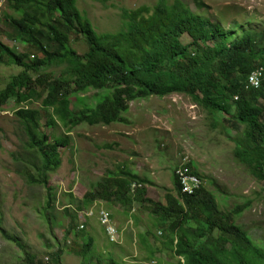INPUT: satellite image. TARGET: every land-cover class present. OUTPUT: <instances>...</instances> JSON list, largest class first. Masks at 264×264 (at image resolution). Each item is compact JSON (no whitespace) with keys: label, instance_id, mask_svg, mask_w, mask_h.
<instances>
[{"label":"trees","instance_id":"1","mask_svg":"<svg viewBox=\"0 0 264 264\" xmlns=\"http://www.w3.org/2000/svg\"><path fill=\"white\" fill-rule=\"evenodd\" d=\"M5 1L6 9L1 12L0 16V21L3 23L5 28L0 31L2 38L7 37L10 40H19L21 43L24 42L23 44L26 45V50L23 52H17L0 38V49H2V53L0 51V62H3L4 60L6 63H3H5V65L7 64L6 66L8 67L9 65H17L22 68L21 73L18 72L12 75L13 77L10 78V81L11 79L12 81H9V84L7 83L3 88H0V96L2 98L0 99V109L10 98H13L14 103L17 105L15 115L17 116L19 125L23 122L20 127L22 132H25L23 133L22 151L19 152L16 162L20 172L21 170L27 172V184L29 186L47 188L48 198H46L44 204L46 205L44 208L46 212L50 209V207H52V204H55V201L57 200V193L49 183L51 174H53L52 172H57L62 166V156H59L61 155V149L70 147L71 144L70 137L68 136L67 132L63 136L55 137L54 139L52 136L47 135L44 131H42L41 121L45 117L49 116L46 119V125L56 127L58 121L64 125L68 131L71 128L82 124H89L91 126H110L115 123L129 124L128 118L125 116L130 110L131 103L137 101V99H149L154 97V95L159 98H165L169 95H185L186 97H189L195 104H197V106L205 108L211 116L219 115L225 117L222 118V123L218 120H214L212 123L213 128L221 127L223 130V128L228 127V125L231 127V130L235 129L238 131L239 128H242V132L239 136L237 134L236 136L230 137L232 143L234 144L235 157L241 163L245 164L247 168L249 167L248 170L250 174L252 173L251 175L253 177L256 176L255 178H257V180L264 182V82L262 83L263 80L260 79V87L257 88L254 85H249V75L256 69H264L262 66L264 65V37H262L264 36V33L245 31L242 34L243 37L239 36V38L233 39V35L230 33L231 30L226 31V29L218 21L213 22L210 19H206L204 17L202 18L180 1H177L175 4H170L166 0H160L161 2H159L154 8L142 7L135 11L123 10V28L119 32L110 34L107 33V35L106 33L97 34V31L95 30L91 20L83 15L77 7V0ZM31 5H34L35 7H32ZM72 5H74L73 7L75 8H73ZM27 7H30L31 13ZM201 7L203 9L205 8L204 5H200V9H202ZM43 8H46V11L48 8L49 11L43 12ZM17 9L18 11L16 12ZM35 9L38 10L37 12L39 14L35 11ZM158 9L159 11L157 12ZM6 10H8V12ZM40 11L43 15L45 14L44 16L46 17H43ZM70 11L72 13H70ZM73 11L76 13H73ZM13 13L16 15L14 16ZM27 14L29 16L33 14L35 15L30 16L31 19L33 18L32 21H34L35 24L29 20L30 18ZM138 14H140L142 18L139 17L140 15L137 16ZM22 18L24 20H22ZM56 18L60 19L56 21ZM152 22L154 26L150 24ZM141 24L143 26H141ZM29 25L31 27L33 25L34 26L31 28ZM44 25L45 27H43ZM150 25L152 27H150ZM64 26L65 28H63ZM75 29H77V31H75ZM56 30L58 33L55 32ZM86 30H91V33L89 31L87 33ZM52 31L55 32V35L52 33ZM46 33L53 35L51 36ZM59 34H61V37ZM186 35L193 40L192 43L185 44L182 41ZM57 36L60 37L58 42L57 40L59 38L57 39ZM27 37H30L31 39H27ZM47 37H49V41L47 40ZM79 40H83L87 45V49L83 53H80L73 47L74 43H77ZM113 40L118 42L116 43ZM28 41L31 45L28 43ZM108 42L111 43L109 44ZM33 43H37V45H39L37 46ZM127 45H129V47ZM65 49L68 54L64 52ZM43 50H45V53H42ZM116 54L119 57H117ZM22 55L24 57H21ZM32 55L33 58L30 59V56ZM84 55H86L87 58H85L86 56ZM127 56L128 59H126ZM109 57L114 58L111 59ZM115 58H117L118 61ZM131 58H134V60H129ZM15 59H17L19 62H17ZM73 60L77 61V63L73 64L75 63ZM53 61H56L57 63H54ZM2 62L0 65L3 64ZM88 62H90V65L92 64L89 66L90 68L86 67L88 66ZM111 63L113 64L111 65ZM35 65L38 68H36ZM83 65H85V68H83ZM49 66L56 68L63 67L64 70L58 77H55L53 74L45 71L46 67L48 68ZM32 68L35 69L34 72L32 71ZM15 85L19 87H15ZM43 85L47 87H44ZM39 86L40 88H38ZM21 87H23V89H20ZM91 90H98L102 93L106 91V93H103L102 95L100 93L97 94V100L94 97L96 102L95 107L89 106L85 102V98L78 97L79 95H84ZM9 92L11 94H9ZM35 96H37L39 100L35 98ZM71 98L76 100L74 106L77 108V112L71 110ZM38 101L41 102L42 105L40 109L22 107L23 104L31 105L33 102ZM19 110L20 112H18ZM50 110L53 111L51 112ZM33 112H36L35 114L38 115V117L33 115ZM26 114H28V116ZM122 118H124V120H122ZM25 123L27 126H25ZM51 123L56 124V126L54 124L52 125ZM250 132L251 134H248ZM34 135H37V137L35 138ZM65 140L67 141L66 143H64ZM40 141L43 142V144L40 143ZM56 141L59 142L57 143ZM235 141H237L238 145H236ZM27 143L28 145H26ZM30 144H34V146ZM256 147L258 148L255 149ZM253 149L255 150L253 151ZM54 152L56 154L58 153L57 156L56 154H53ZM32 155L34 156L32 157ZM54 157L56 158L54 159ZM56 159L59 161V164H57L58 162L55 161ZM182 160V163H180L173 170V195H166V204H161L158 202L156 203V201L148 199L144 200L143 203L150 212L152 211V216L154 215L153 217L156 219L157 225L159 226L158 229L163 232L162 235L164 238L168 239L165 240V243H163L165 250L170 251L171 253L174 252L173 254L177 264H182L179 261L180 257L183 258L184 264H264V246L258 244L255 239L248 234V231L244 230V228L237 222V218L241 217L246 212V209L251 207L252 203L246 202V204H240L237 207L235 206L232 209L233 211H224L221 209L214 193L207 190L205 187H203V185L199 190L194 191L196 195L194 192L189 195L182 194L181 183H179V177H177L178 172L185 171L186 169L189 174H193L199 178L201 177L196 171L195 167H193L194 164H191V160H185V158ZM34 163L36 164L34 165ZM47 165L50 166L48 167ZM25 167L27 168L26 170ZM43 167L44 171H42ZM30 168L33 170L34 174L31 172ZM188 169L190 170L188 171ZM120 173V169L118 172L115 170L116 177L110 179L105 194L110 199H117L116 197H118L120 203H123L126 206H131L133 201L141 200V197L143 196L142 194L145 192V190H137L135 194H132L130 191L131 184L140 181L141 183L146 184L148 181L140 178L139 176L136 178V175H134L133 179H129V183H126L127 188H125L121 184L122 178L120 177L121 175H119ZM144 180L145 182H142ZM198 191L201 192L197 193ZM202 192L204 194H202ZM121 195L122 197H120ZM190 198H192V200H190ZM207 198H211V201ZM151 205L155 207H152ZM241 205L244 207H241ZM211 207L213 209H211ZM69 209L71 208L68 206L67 208L65 207L63 209L64 214L69 219L70 227L65 231L66 235H68L66 241L69 240V237L72 234H75L74 237L79 238V240L82 239V245H79V247L73 252L79 253L80 257L83 258V256L86 257V254L93 251L95 239L91 235L87 236L84 228H79V226L75 224L79 221V211L78 214H73ZM205 212H211L213 216H210V213L208 215V213ZM234 212L236 213L232 214ZM189 220H192L193 222H189ZM1 223L2 222H0V224ZM172 226L174 227L172 228ZM215 227L217 229H214ZM0 230H3L2 234H4L8 240L10 239L13 241V243H17V240L5 234L6 231L1 226ZM183 230H186V232H181ZM177 231L180 232L177 233ZM191 234L192 236H190ZM171 237L174 239V241H172L173 239H171ZM180 238L181 241L179 243ZM169 240L171 243L168 242ZM177 244L181 246L179 247ZM258 245H260V248ZM177 248H180V250ZM61 250L62 249L60 248L59 252L52 255L50 264H55L56 261V264H61L60 262L63 255V251ZM109 260L107 264L119 263L114 259ZM96 264L100 263L98 262Z\"/></svg>","mask_w":264,"mask_h":264},{"label":"rangeland","instance_id":"2","mask_svg":"<svg viewBox=\"0 0 264 264\" xmlns=\"http://www.w3.org/2000/svg\"><path fill=\"white\" fill-rule=\"evenodd\" d=\"M168 1L172 4L181 1L199 16L210 19L213 22L218 21L226 31L232 29L230 33L233 35V39L239 38L240 34L249 30L254 31L256 29V32L264 33V0ZM157 2L159 3L160 0H77L81 13L91 20L99 34L119 32L123 28V10L135 11L142 7L154 8L158 4ZM200 5L205 6L204 10L200 9ZM5 9V0H0V12ZM239 28L243 31L241 32ZM3 29H5L4 25L0 21V31ZM0 38L17 52L26 50V47L19 40H10L7 37L2 38L1 33ZM182 41L185 44L193 42L187 35L184 36ZM83 42V40H79L78 43L80 44L75 42L73 45L80 53L87 49L86 43ZM21 70L22 68L17 65H12L8 68L5 64H1L0 88H3L10 81L13 74ZM63 70V67L56 68L52 66L45 69L46 72L57 77ZM4 79L7 80L4 81ZM98 93L100 92L91 90L87 94L79 95L78 97L85 98V102L89 106L95 107L94 97ZM103 93H106V91ZM95 99L97 100V96ZM70 102L71 110L77 111L74 106L76 100L71 98ZM29 106L40 109L42 105L41 102H33L32 105H22L24 108ZM16 109L17 105L14 103L13 98H10L0 109V222H2L0 226L6 231L7 235L17 240V243L7 240L2 235V230H0V264H50L52 255L59 252L60 248L63 251L61 264H96L98 262L107 264L109 259H116V262L121 260L119 263L124 262L126 264H150L151 262H154V264H177L174 254L166 251L164 245H162L165 242V238L163 235L161 236V230L158 229L159 226L155 222L156 219L151 216V212L145 207L143 202L148 199L162 204L166 203V195L169 193L166 185H171L172 187L170 188H172L173 192V168H176L185 157L194 164L203 181V187L214 193L221 209L230 211L240 204L252 203L251 207L246 209V212L241 217L237 218V222L244 230L248 231V234L258 244L264 246V182L253 177L246 165L238 162V159L234 156V144L230 138L237 134L239 136L242 128H239L238 131L235 129L231 130L229 125L223 130L221 127L213 128L212 123L214 120L222 123V118L225 117L219 115L211 116L205 108L196 106L189 97L173 95L165 98L151 97L146 100H137V102L132 103L131 111L126 116L130 124L128 126L114 124L107 127L82 124L71 130V133H69L70 148L67 151H65L66 148L60 151L64 169L61 166L63 170L60 168L55 174H51L49 183L57 193V200L47 212L44 210L46 207L44 200L48 198L47 188L30 187L26 180L28 177L27 173L23 170L20 172L16 162L19 152L22 151L23 140V132L15 115ZM148 114H150V117L147 116ZM48 117L41 121L42 131L53 138L63 136L64 132H67L66 128L58 121V126L49 127L46 125ZM101 155H108L111 163H113V160L117 162L120 158L129 161L132 164L131 167L136 169L140 176L151 182V186L150 184L144 186L146 190L141 200L133 201L130 206V214L132 216L135 214L138 222L135 219L123 216L119 217L122 224L119 225V228L113 223L115 221L111 222L114 228H118V240H114L118 243L111 242L110 244L111 239L108 238L105 229L101 228L96 220L93 228L95 231H93L90 221L82 214L85 222L79 220L77 225L80 227L81 224H85L84 230H86L85 232L88 236L94 237V247L96 246L94 248L96 252L92 251L86 254L83 259L79 253H72L79 245H82V239L79 240L72 234L68 242L66 241L68 235H66L65 231L70 227L69 219L64 214L63 207L74 200L75 205L72 203L73 207L69 210L73 214H78L79 210L76 209L77 200L74 195H80V185H83L84 181L82 178L85 177L87 171L83 167L90 160L95 162ZM129 156L131 157L130 160L128 159ZM66 158L65 162L64 159ZM67 161L71 164L67 163ZM165 164L167 165L165 166ZM68 167L70 170L67 169ZM118 171L119 169L116 170V172ZM132 173L137 174L136 172ZM136 185L138 184L136 183ZM75 188L77 189L73 193ZM92 189L96 192V186H92ZM42 212L44 215H42ZM101 214V216L104 214L108 216L105 203L101 205ZM79 217H81L80 214ZM43 218L46 220L44 221ZM87 222L89 225H87ZM131 222L136 223L137 228H133ZM151 229L154 230L152 231ZM155 232H157V235H155ZM144 236L146 240H144ZM127 244L130 245L128 246ZM26 255L27 257H25ZM116 255L118 256L116 257ZM169 255L170 257H168ZM149 257L155 259L151 258L150 260ZM159 258L161 259L160 263L158 262L160 261Z\"/></svg>","mask_w":264,"mask_h":264},{"label":"bare ground","instance_id":"3","mask_svg":"<svg viewBox=\"0 0 264 264\" xmlns=\"http://www.w3.org/2000/svg\"><path fill=\"white\" fill-rule=\"evenodd\" d=\"M2 1H3V0H2ZM27 1H28V0H27ZM32 1H37V0H32ZM32 1H30V2H32ZM69 1H70V0H69ZM72 1H73V0H72ZM157 1H158V0H157ZM166 1H167V0H166ZM166 1H165V2H166ZM10 2H11V1H10ZM24 2H25V1H24ZM57 2H58V1H57ZM160 2H161V1H160ZM165 2H164V3H165ZM168 2H169V1H168ZM173 2H174V1H173ZM180 2H181V1H180ZM5 3H6V1H5ZM35 3H36V2H35ZM157 3H158V2H157ZM164 3H163V4H164ZM169 3H170V2H169ZM57 4H58V3H57ZM71 4H73V3H71ZM170 4H172V3H170ZM29 5H30V4H29ZM50 5H51V4H50ZM152 5H154V4H152ZM31 6H32V5H31ZM33 6H34V5H33ZM33 6H32V7H33ZM41 6H43V5H41ZM73 6H74V5H72V7H73ZM141 6H143V5H141ZM159 6H160V5H159ZM201 6H202V5H201ZM34 7H35V6H34ZM50 7H51V6H50ZM77 7H79V6H77ZM157 7H158V6H157ZM199 7H200V6H199ZM16 8H17V7H16ZM23 8H24V7H23ZM23 8H22V9H23ZM27 8H29V10H30V7H27ZM38 8H39V6H38ZM41 8H42V7H41ZM73 8H75V7H73ZM73 8H72V9H73ZM161 8H163V7H161ZM201 8H202V7H201ZM11 9H12V8H11ZM25 9H26V8H25ZM43 9H44L43 12H45V11H46V10H45L46 8H43ZM69 9H70V7H69ZM163 9H164V8H163ZM202 9H203V8H202ZM202 9H201V10H202ZM26 10H27V9H26ZM33 10H34V9H33ZM39 10H40V9H39ZM70 10H71V9H70ZM79 10H81V9H79ZM160 10H161V9H160ZM203 10H204V9H203ZM7 11H8V10H7ZM17 11H18V9L16 10V12H17ZM35 11L37 12L38 10L35 9ZM35 11H33V12H35ZM47 11H49L48 8H47ZM47 11H46V12H47ZM124 11H125V10H124ZM151 11H152V10H151ZM158 11H159V9L157 10V12H158ZM36 12H35V13H36ZM74 12H75V11H73V13H74ZM149 12H150V11H149ZM154 12H155V11H154ZM162 12H163V11H162ZM30 13H31V10H30ZM37 13H38V12H37ZM40 13L42 14L41 11H40ZM48 13H49V12H48ZM57 13H58V12H57ZM60 13H62V12H60ZM70 13H72V12L70 11ZM75 13H76V12H75ZM138 13H139V12H138ZM145 13H146V12H145ZM6 14H7V13H6ZM13 14H14V13H13ZM38 14H39V13H38ZM132 14H133V12H132ZM140 14H141V13H140ZM140 14H138L137 16H139ZM196 14H197V13H196ZM7 15H8V14H7ZM15 15H16V14H14V16H15ZM27 15H28V14H27ZM33 15H34V14H33ZM33 15H30V16H33ZM42 15H43V14H42ZM44 15H45V14H44ZM44 15H43V17H46V16H44ZM50 15H51V14H50ZM75 15H76V14H75ZM78 15H79V12H78ZM122 15H123V14H122ZM125 15H126V14H125ZM125 15H124V16H125ZM129 15H131V14H129ZM147 15H148V14H147ZM30 16L28 15V17L30 18L29 20H31V22H34V21H32L33 18L31 19ZM34 16H35V15H34ZM133 16H134V15H133ZM142 16H143V15H142ZM11 17H12V16H11ZM11 17H10V18H11ZM19 17H20V16H19ZM38 17H39V16H38ZM41 17H42V16H41ZM53 17H54V16H53ZM62 17H63V16H62ZM86 17H87V16H86ZM134 17H135V16H134ZM139 17H141V15H140ZM139 17H138V19H139ZM148 17H149V16H148ZM155 17H156V16H155ZM6 18H7V17H6ZM49 18H50V17H49ZM125 18H126V17H125ZM136 18H137V17H136ZM141 18H142V17H141ZM202 18H203V17H202ZM25 19H26V18H25ZM37 19H38V18H37ZM43 19H44V18H43ZM59 19H60V18H59ZM59 19L56 18V21L59 20ZM62 19H63V18H62ZM76 19H77V18H76ZM149 19H150V18H149ZM206 19H207V18H206ZM7 20H8V19H7ZM10 20H12V19H10ZM15 20H16V19H15ZM22 20H24V19L22 18ZM72 20H74V19H72ZM78 20H79V19H78ZM123 20H124V19H123ZM18 21H19V20H18ZM18 21H17V22H18ZM25 21H26V20H25ZM44 21H45V19H44ZM46 21H47V20H46ZM52 21H55V20H52ZM68 21H70V20H68ZM135 21H136V20H135ZM145 21H146V20H145ZM150 21H154V20H150ZM207 21H208V20H207ZM11 22H12V21H11ZM22 22H23V21H22ZM42 22H43V20H42ZM48 22H50V21H48ZM61 22H62V21H61ZM72 22H73V21H72ZM76 22H78V21H76ZM82 22H83V21H82ZM140 22H141V21H140ZM12 23H13V22H12ZM24 23H25V22H24ZM24 23H23V24H24ZM28 23H29V22H28ZM87 23H89V22H87ZM136 23H137V22H136ZM32 24H33V23H32ZM34 24H35V22H34ZM40 24H42V23H40ZM51 24H52V23H51ZM62 24H63V23H62ZM79 24H80V23H79ZM81 24H82V23H81ZM92 24H93V23H92ZM137 24H139V23H137ZM144 24H145V22H144ZM150 24H152V26H154V25H153V22L150 23ZM159 24H160V23H159ZM246 24H247V23H246ZM16 25H17V24H16ZM21 25H22V24H21ZM21 25H20V26H21ZM64 25H65V24H64ZM66 25H67V24H66ZM69 25H70V23H69ZM77 25H78V24H77ZM83 25H84V23H83ZM9 26H10V25H9ZM9 26H8V27H9ZM18 26H19V25H18ZM29 26H30V25H29ZM33 26H34V25H33ZM33 26H32V27H33ZM53 26H54V24H53ZM53 26H52V27H53ZM71 26H72V25H71ZM84 26H85V25H84ZM141 26H143V25L141 24ZM152 26L150 25V27H152ZM241 26H242V25H241ZM247 26H248V25H247ZM23 27H24V26H23ZM30 27H31V26H30ZM32 27H31V28H32ZM43 27H45V25H44ZM50 27H51V26H50ZM59 27H60V26H59ZM61 27H62V26H61ZM66 27H67V26H66ZM80 27H81V25H80ZM90 27H91V26H90ZM147 27H148V26H147ZM147 27H146V28H147ZM251 27H252V26H251ZM254 27H255V26H254ZM35 28H36V27H35ZM63 28H65V26H64ZM69 28H70V26H69ZM83 28H84V27H83ZM85 28H86V27H85ZM146 28H144V29H146ZM240 28L242 29V27H240ZM240 28H239V29H240ZM252 28H253V27H252ZM252 28H251V29H252ZM23 29H24V28H23ZM29 29H30V28H29ZM29 29H28V30H29ZM33 29H34V28H33ZM39 29H40V28H39ZM39 29H37V30H39ZM53 29H54V28H53ZM81 29H82V28H81ZM87 29H89V28H87ZM95 29H96V28H95ZM237 29H238V28H237ZM241 29H240V30H241ZM248 29H249V28H248ZM262 29H263V28H262ZM51 30H52V28H51ZM82 30H83V29H82ZM91 30H92V29H91ZM91 30H90V31H91ZM228 30H229V29H228ZM255 30H256V29H255ZM255 30H254V31H255ZM23 31H24V30H23ZM70 31H71V30H70ZM75 31H77V29H75ZM75 31H74V32H75ZM78 31H80V30H78ZM88 31H89V30H88ZM88 31L86 30L87 33H88ZM90 31H89V32H90ZM231 31H232V29H231ZM242 31H243V30H241V32H242ZM249 31H250V30H249ZM262 31H263V30H262ZM11 32H12V31H11ZM24 32H25V31H24ZM29 32H30V30H29ZM55 32L58 33L57 30H56ZM55 32L52 31V33H53L54 35H55ZM234 32H235V31H234ZM244 32H245V31H244ZM252 32H253V31H252ZM59 33H60V32H59ZM78 33H79V32H78ZM90 33H91V32H90ZM90 33H89V35H90ZM112 33H113V32H112ZM114 33H115V32H114ZM257 33H258V32H257ZM259 33H260V32H259ZM261 33H262V32H261ZM28 34H30V33H28ZM46 34H48V33H46ZM53 34H52V35H53ZM61 34H62V33H61ZM61 34H59V36H60ZM65 34H66V33H65ZM92 34H93V33H92ZM97 34H98V31H97ZM109 34H110V33H109ZM36 35H37V34H36ZM48 35H51V34H48ZM52 35H51V36H52ZM56 35H57V34H56ZM77 35H78V34H77ZM94 35H95V33H94ZM106 35H107V33H106ZM112 35H114V34H112ZM112 35H111V36H112ZM240 35L242 36V34H240ZM28 36H30V35H28ZM98 36H99V35H98ZM24 37H25V36H24ZM37 37H38V36H37ZM42 37H43V36H42ZM60 37H61V36H60ZM60 37H58V36L56 37L57 39L59 38V39L57 40V42L60 40ZM68 37H69V36H68ZM112 37H113V36H112ZM242 37H243V36H242ZM262 37H264V36H262ZM262 37H261V38H262ZM48 38H49V37H47V40L49 41ZM77 38H78V37H77ZM27 39H31V38H30V37H29V38L27 37ZM34 39H35V38H34ZM41 39H42V38H41ZM52 39H54V38H52ZM83 39H84V38H83ZM110 39H111V38H110ZM179 39H180V38H179ZM32 40H33V39H32ZM32 40H31V41H32ZM116 40H117V37H116ZM39 41H40V40H39ZM48 41H47V42H48ZM70 41H71V40H70ZM113 41H114V40H113ZM263 41H264V40H263ZM61 42H62V41H61ZM61 42H59V43H61ZM80 42H81V41H80ZM111 42H112V41H111ZM111 42H110V43H111ZM114 42H116V41H114ZM117 42H118V41H117ZM117 42H116V43H117ZM122 42H123V41H122ZM259 42H260V41H259ZM23 43H24V42H23ZM28 43H29V41H28ZM38 43H39V42H38ZM41 43H42V42H41ZM48 43H49V42H48ZM48 43H47V44H48ZM55 43H56V41H55ZM77 43H78V42H77ZM83 43H84V42H83ZM108 43H109V42H108ZM110 43H109V44H110ZM112 43H113V42H112ZM125 43H126V42H125ZM130 43H132V42H130ZM17 44H18V43H17ZM29 44H30V43H29ZM33 44H36V45H37V43H33ZM50 44H52V43H50ZM71 44H72V43H71ZM78 44H80V43H78ZM78 44H77V45H78ZM30 45H31V44H30ZM38 45H39V44H38ZM38 45H37V46H38ZM43 45H45V44H43ZM55 45H56V44H55ZM11 46H12V45H11ZM23 46H24V45H23ZM33 46H34V45H33ZM51 46H52V45H51ZM67 46H68V45H67ZM86 46H87V45H86ZM127 46L129 47V45H127ZM130 46H131V45H130ZM132 46H133V45H132ZM35 47H36V46H35ZM56 47H57V46H56ZM63 47H64V46H63ZM68 47H69V46H68ZM181 47H182V46H181ZM18 48H19V46H18ZM60 48H61V47H60ZM65 48H66V47H65ZM70 48H71V47H70ZM43 49H44V48H43ZM48 49H49V48H48ZM57 49H58V47H57ZM61 49H63V48H61ZM67 49H68V48H67ZM1 50H2V49H0V51H1ZM3 50H4V49H3ZM40 50H41V49H40ZM76 50H77V49H76ZM76 50H75V51H76ZM113 50H114V49H113ZM116 50H117V49H116ZM44 51H45V50H43V52H42V51H40V52L45 53ZM46 51H48V50H46ZM55 51H56V48H55ZM70 51H71V50H70ZM117 51H118V50H117ZM117 51H116V52H117ZM130 51H131V50H130ZM183 51H184V50H183ZM185 51H186V50H185ZM8 52H9V51H8ZM50 52H51V51H50ZM50 52H49V53H50ZM58 52H59V51H58ZM64 52H65L66 54H68V53L66 52V49L64 50ZM64 52H63V53H64ZM119 52H120V51H119ZM187 52H188V51H187ZM190 52H191V51H190ZM1 53H2V51H1ZM49 53H48V54H49ZM125 53H126V52H125ZM129 53H130V52H129ZM185 53H186V52H185ZM4 54H5V53H4ZM4 54H3V55H4ZM54 54H55V53H54ZM58 54H59V53H58ZM69 54H70V53H69ZM117 54H118V53H117ZM117 54H116V56H117ZM119 54H120V53H119ZM19 55H20V54H19ZM56 55H57V54H56ZM114 55H115V54H114ZM114 55H113V56H114ZM129 55H130V54H129ZM131 55H132V54H131ZM34 56H35V55H34ZM46 56H47V55H46ZM71 56H72V55H71ZM75 56H76V55H75ZM84 56H86V55H84ZM19 57H20V56H19ZM19 57H18V58H19ZM21 57H24V56L22 55ZM25 57H26V56H25ZM78 57H80V56H78ZM117 57H119V56H117ZM120 57H124V56H120ZM135 57H136V56H135ZM135 57H134V58H135ZM71 58H72V57H71ZM73 58H74V56H73ZM73 58H72V59H73ZM76 58H77V56H76ZM80 58H83V57H80ZM85 58H87V56H86ZM109 58H111V57H109ZM113 58H114V57H113ZM113 58H111V59H113ZM134 58H131V59H129V60H132V61H133ZM138 58H139V57H138ZM19 59H20V58H19ZM30 59H32V58H30ZM36 59H37V58H36ZM38 59H39V58H38ZM49 59H50V58H49ZM115 59L117 60V58H115ZM126 59H128V56H127ZM135 59H136V58H135ZM15 60H17V59H15ZM45 60H46V59H45ZM70 60H71V59H70ZM121 60H123V59H121ZM6 61H7V60H6ZM21 61H23V60H21ZM31 61H32V60H31ZM73 61H75V60H73ZM82 61H84V60H82ZM117 61H118V60H117ZM125 61H126V60H125ZM1 62H2V61H1ZM1 62H0V63H1ZM3 62H5V61L3 60ZM3 62H2V63H3ZM17 62H19V61L17 60ZM34 62H35V61H34ZM53 62L55 63L56 61H53ZM126 62H127V61H126ZM129 62H130V61H129ZM5 63H6V62H5ZM5 63H3V64H5ZM56 63H57V62H56ZM72 63H73V62H72ZM76 63H77V61H75V63H73V64H76ZM34 64H35V63H34ZM61 64H62V63H61ZM80 64H81V63H80ZM107 64H108V63H107ZM112 64H113V63H111V65H112ZM6 65H7V64H6ZM31 65H32V64H31ZM87 65H88V66H86V67H89V66H91L92 64L90 65V62H88ZM9 66H10V65H9ZM32 66H33V65H32ZM32 66H31V67H32ZM67 66H68V65H67ZM76 66H77V65H76ZM79 66H80V65H79ZM83 66H84L83 68H85V65H83ZM260 66H261V65H260ZM262 66L264 67V65H262ZM35 67L38 68L36 65H35ZM77 67H78V66H77ZM8 68H9V67H8ZM11 68H12V67H11ZM29 68H30V67H29ZM29 68H28V69H29ZM64 68H65V67H64ZM89 68H90V67H89ZM96 68H97V67H96ZM254 68H255V67H254ZM256 68H257V67H256ZM32 69H33V68H32ZM97 69H98V68H97ZM252 69H253V68H252ZM29 70H30V69H29ZM34 70H35V69H33L32 71L34 72ZM37 70H39V69H37ZM40 70H42V69H40ZM30 71H31V70H30ZM43 71H44V70H43ZM12 72H13V71H12ZM28 72H29V71H28ZM35 72H36V71H35ZM20 73H21V71H20ZM20 73H19V74H20ZM29 73H30V72H29ZM23 74H24V73H23ZM39 74H41V73H39ZM3 76H4V75H3ZM32 76H33V74H32ZM34 76H35V75H34ZM44 76H45V75H44ZM12 77H13V76H12ZM29 77H30V75H29ZM35 77H36V76H35ZM55 77H57V76H55ZM55 77H54V78H55ZM19 78H20V77H19ZM42 78H43V76H42ZM22 79H23V77H22ZM24 79H25V78H24ZM38 79H39V78H38ZM6 80H7V79H6ZM6 80L4 79V81H6ZM20 80H21V79H20ZM29 80H30V79H29ZM50 80H51V79H50ZM116 80H118V79H116ZM4 81H3V82H4ZM11 81H12V79H11ZM11 81H10V82H11ZM21 81H22V80H21ZM24 81H25V80H24ZM24 81H23V82H24ZM47 81H48V79H47ZM119 81H120V80H119ZM260 81H261V80H260ZM17 82H18V81H17ZM32 82H33V81H32ZM115 82H118V81H115ZM244 82H245V81H244ZM263 82H264V81H262V83H263ZM51 83H52V81H51ZM120 83H121V82H120ZM6 84H7V83H6ZM8 84H9V83H8ZM21 84H22V82H21ZM37 84H38V82H37ZM22 85H23V84H22ZM26 85H27V84H26ZM263 85H264V84H263ZM9 86H10V85H9ZM13 86H14V85H13ZM28 86H29V85H28ZM28 86H27V87H28ZM31 86H32V85H31ZM43 86H44V85H43ZM48 86H49V85H48ZM15 87H19V86H16V85H15ZM44 87H47V86H44ZM109 87H111V86H109ZM114 87H115V85H114ZM114 87H111V88H114ZM246 87H247V86H246ZM7 88H8V87H7ZM30 88H31V87H30ZM35 88H36V85H35ZM38 88H40V86H39ZM38 88H37V89H38ZM247 88H248V87H247ZM256 88H257V87H256ZM261 88H263V87H261ZM8 89H9V88H8ZM20 89H23V87H21ZM26 89H29V88H26ZM46 89H47V88H46ZM89 89H90V88H89ZM24 90H25V87H24ZM30 90H31V89H30ZM260 90H261V89H260ZM4 91H5V90H4ZM28 91H29V90H28ZM32 91H33V90H32ZM88 91H89V90H88ZM97 91H98V90H97ZM115 91H116V90H115ZM254 91H255V90H254ZM0 92H1V91H0ZM5 92H6V91H5ZM113 92H114V91H113ZM258 92H259V91H258ZM261 92H262V91H261ZM12 93H13V92H12ZM14 93H15V92H14ZM34 93H35V92H34ZM2 94H3V93H2ZM9 94H11V93L9 92ZM5 95H6V93H5ZM21 95H22V94H21ZM110 95H111V94H110ZM13 96H14V95H13ZM111 96H112V95H111ZM154 96H156V95H154ZM169 96H170V95H169ZM7 97H8V96H7ZM10 97H11V96H10ZM17 97H19V96H17ZM106 97H107V96H106ZM106 97H105V99H106ZM156 97H157V96H156ZM31 98H32V97H31ZM33 98H34V97H33ZM35 98H37V96H35ZM40 98H41V97H40ZM108 98H109V97H108ZM158 98H159V97H158ZM0 99H2L1 96H0ZM3 99H4V98H3ZM5 99H6V98H5ZM37 99H38V98H37ZM38 100H39V99H38ZM137 100H138V99H137ZM17 101H18V100H17ZM21 101H22V100H21ZM23 101H24V100H23ZM104 101H105V100H104ZM127 101H128V100H127ZM235 101H236V100H235ZM5 102H6V101H5ZM38 102H39V101H38ZM131 102H132V101H131ZM131 102H130V103H131ZM136 102H137V101H136ZM134 103H135V102H134ZM31 105H32V104H31ZM13 106H14V105H13ZM34 106H35V105H34ZM38 106H39V105H38ZM196 106H197V104H196ZM253 106H254V105H253ZM29 107H30V109H31V106H29ZM51 107H52V106H51ZM240 107H241V106H240ZM12 108H13V107H12ZM33 108H34V107H33ZM36 108H37V107H36ZM28 109H29V108H28ZM42 109H43V108H42ZM2 110H3V109H2ZM9 110H10V109H9ZM35 111H36V110H35ZM50 111H51V110H50ZM52 111H53V110H52ZM18 112H20V110H19ZM22 112H23V111H22ZM36 112H37V111H36ZM36 112H33V113H34L33 115H35V116L38 117V115L35 114ZM76 112H77V111H76ZM25 113H27V112H25ZM28 113H29V112H28ZM126 113H127V112H126ZM233 113H234V112H233ZM21 114H23V113H21ZM248 114H249V113H248ZM9 115H10V114H9ZM26 115L28 116V114H26ZM29 115H30V114H29ZM263 115H264V114H263ZM21 116H22V115H21ZM30 116H31V115H30ZM241 116H242V115H241ZM37 117H36V118H37ZM39 117H40V115H39ZM217 117H218V116H217ZM230 117H231V116H230ZM230 117H229V118H230ZM257 117H258V116H257ZM45 118H46V117H45ZM219 118H220V117H219ZM258 118H260V117H258ZM25 119H26V118H25ZM29 119H30V118H29ZM31 119H32V118H31ZM38 120H39V119H38ZM122 120H124V118H122ZM39 121H40V120H39ZM61 121H62V120H61ZM22 123H23V122H22ZM22 123H21V124H22ZM26 123H27V122H26ZM26 123H25V126H27ZM35 123H36V122H35ZM57 123H58V122H57ZM124 123H125V122H124ZM258 123H259V122H258ZM21 124H20V125H21ZM33 124H34V123H33ZM51 124H52V123H51ZM51 124H50V125H51ZM53 124H54V123H53ZM53 124H52V125H53ZM35 125H36V124H35ZM54 125L56 126V124H54ZM61 125H62V124H61ZM84 125H86V124H84ZM242 125H243V124H242ZM257 125H258V124H257ZM261 125H262V124H261ZM261 125H259V126H261ZM57 126H58V125H57ZM63 126H64V125H63ZM88 126H91V125H88ZM212 126H213V125H212ZM33 127H34V126H33ZM49 127H50V126H49ZM262 127H263V126H262ZM53 128H54V127H53ZM100 128H102V127H100ZM255 128H256V127H255ZM28 129H29V128H28ZM32 129H33V128H32ZM34 129H35V128H34ZM55 129H56V128H55ZM215 129H216V128H215ZM215 129H213V130H215ZM25 130H26V129H25ZM56 130H57V129H56ZM56 130H54V131H56ZM60 130H61V129H60ZM67 130H68V129H67ZM251 130H252V129H251ZM30 131H31V129H30ZM252 131H253V130H252ZM24 132H25V131H24ZM24 132H23V133H24ZM63 132H64V131H63ZM27 133H28V132H27ZM64 133L66 134V132H64ZM35 134H36V133H35ZM53 134H54V133H53ZM55 134H57V133H55ZM248 134H251V132L248 133ZM254 134H255V133H254ZM256 134H258V133H256ZM63 135H64V134H63ZM263 135H264V133H263ZM34 136H35V135H34ZM45 136H46V135H45ZM53 136H55V135H53ZM80 136H81V135H80ZM255 136H256V135H255ZM28 137H29V136H28ZM36 137H37V135L35 136V138H36ZM40 137H42V136H40ZM40 137H39V138H40ZM48 137H49V136H48ZM65 137H66V136H65ZM263 137H264V136H263ZM26 138H27V136H26ZM32 138L34 139L33 136H32ZM52 138H53V137H52ZM84 138H85V137H84ZM90 138H91V137H90ZM235 138H236V137H235ZM249 138H250V137H249ZM37 139H38V138H37ZM37 139H36V140H37ZM53 139H54V138H53ZM60 139H61V138H60ZM64 139H65V138H64ZM76 139H77V138H76ZM88 139H89V138H88ZM232 139H233V138H232ZM92 140H93V139H92ZM244 140H245V139H244ZM44 141H45V140H44ZM61 141H62V140H61ZM77 141H78V140H77ZM240 141H241V140H240ZM30 142H31V141H30ZM36 142H38V141H36ZM46 142H48V141H46ZM56 142H57V141H56ZM58 142H59V141H58ZM58 142H57V143H58ZM66 142H67V141L65 140L64 143H66ZM235 142H236V145H238L237 141H235ZM252 142H253V141H252ZM258 142H259V141H258ZM40 143L43 144V142H41V141H40ZM40 143H38V144H40ZM60 143H61V142H60ZM60 143H59V144H60ZM83 143H84V141H83ZM88 143H89V142H88ZM38 144H37V145H38ZM45 144H46V143H45ZM73 144H74V143H73ZM93 144H94V143H93ZM242 144H243V143H242ZM26 145H28V143H27ZM30 145L34 146V144H30ZM61 145H62V144H61ZM63 145H65V144H63ZM74 145H75V144H74ZM77 145H78V144H77ZM79 145H80V147L82 148V146H81L80 143H79ZM82 145H83V144H82ZM236 145H235V146H236ZM45 146H46V145H45ZM68 146H70V145H68ZM102 146H103V145H102ZM249 146H250V145H249ZM256 146H257V145H256ZM25 147H27V146H25ZM53 147H54V146H53ZM103 147H104V146H103ZM236 147H237V146H236ZM252 147H253V146H252ZM258 147H259V146H258ZM258 147H256L255 149H257ZM27 148H28V147H27ZM31 148H34V147H31ZM45 148H46V147H45ZM47 148H48V146H47ZM69 148H70V147H69ZM81 148H80V149H81ZM96 148H97V147H96ZM56 149H57V148H56ZM255 149H253V151H254ZM35 150H36V149H35ZM48 150H49V149H48ZM67 150H68V148H66L65 151H67ZM70 150H71V149H70ZM81 150H82V149H81ZM84 150H85V149H84ZM101 150H102V149H101ZM249 150H250V149H249ZM28 151H30V150H28ZM55 151H56V150H55ZM49 152H50V150H49ZM77 152H78V151H77ZM87 152H88V151H87ZM93 152H94V151H93ZM27 153H28V152H27ZM31 153H32V152H31ZM65 153H66V152H65ZM68 153H69V151H68ZM35 154H36V153H35ZM53 154H56V153L54 152ZM57 154H58V153H57ZM57 154H56V156H57ZM80 154H81V153H80ZM86 154H87V153H86ZM88 154H89V153H88ZM90 154H91V153H90ZM30 155H31V154H30ZM70 155H71V154H70ZM99 155H100V154H99ZM33 156H34V155H32V157H33ZM35 156H36V155H35ZM59 156H61V155H59ZM63 156H64V155H63ZM81 156H82V154H81ZM81 156H80V157H81ZM234 156H235V154H234ZM259 156H260V155H259ZM27 157H28V156H27ZM67 157H68V156H67ZM94 157H96V156H94ZM94 157H93V158H94ZM28 158H29V157H28ZM28 158H27V159H28ZM55 158H56V157H54V159H55ZM84 158H85V157H84ZM107 158H108V157H107ZM29 159H30V158H29ZM71 159H72V158H71ZM34 160H35V159H34ZM52 160H53V159H52ZM64 160H65V162H66L67 158L64 159ZM25 161H26V160H25ZM29 161H31V160H29ZM55 161H57V159H56ZM77 161H78V160H77ZM85 161H86V160H85ZM182 161H183V160H182ZM35 162H36V161H35ZM57 162H58L57 164H59V161H57ZM68 162H69V161H67V163H68ZM187 162H188V161H187ZM238 162H240V161L238 160ZM245 162H246V161H245ZM60 163H61V162H60ZM67 163H66V165H67ZM69 163H70V162H69ZM168 163H169V161H168ZM181 163H182V162H181ZM240 163H241V162H240ZM259 163H260V162H259ZM32 164H33V163H32ZM32 164H31V165H32ZM35 164H36V163H34V165H35ZM41 164H42V163H41ZM41 164H40V165H41ZM62 164H63V163H62ZM70 164H71V163H70ZM103 164H104V163H103ZM103 164H102V165H103ZM107 164H108V163H107ZM107 164H106V165H107ZM133 164H134V163H133ZM158 164H159V163H158ZM163 164H164V163H163ZM169 164H170V163H169ZM179 164H180V163H179ZM189 164H190V163H189ZM191 164H192V162H191ZM260 164H261V163H260ZM29 165H30V164H29ZM29 165H28V166H29ZM37 165H38V164H37ZM64 165H65V164H64ZM66 165H65V166H66ZM108 165H109V164H108ZM123 165H124V164H123ZM159 165H160V164H159ZM166 165H167V164H165V166H166ZM171 165H172V164H171ZM176 165H177V164H176ZM247 165H248V164H247ZM25 166H26V165H25ZM47 166L49 167L50 165H47ZM71 166H72V165H71ZM97 166H98V165H97ZM109 166H110V165H109ZM133 166H134V165H133ZM248 166H250V165H248ZM33 167H34V166H33ZM41 167H42V166H41ZM58 167H59V165H58ZM62 167H63V166H62ZM111 167H112V166H111ZM124 167H125V166H124ZM159 167H160V166H159ZM169 167H170V166H169ZM193 167H194V166H193ZM193 167H192V168H193ZM246 167H247V166H246ZM65 168H66V167H65ZM74 168H75V167H74ZM100 168H101V167H100ZM100 168H99V169H100ZM103 168H104V167H103ZM122 168H123V167H122ZM180 168H182V167H180ZM186 168H187V166H186ZM248 168H249V167H248ZM26 169H27V168L25 167V170H26ZM28 169H29V167H28ZM30 169H31V168H30ZM38 169H39V168H38ZM42 169H43L42 171H44V167H43ZM61 169H62V168H61ZM63 169H64V167H63ZM63 169H62V170H63ZM67 169H69V167H68ZM71 169H72V168H71ZM99 169H98V170H99ZM104 169H105V168H104ZM111 169H112V168H111ZM143 169H144V168H143ZM152 169H153V168H152ZM173 169H174V168H173ZM31 170H32V169H31ZM47 170H49V169H47ZM62 170H60V171H62ZM69 170H70V169H69ZM95 170H96V169H95ZM100 170H102V169H100ZM127 170H128V169H127ZM164 170H165V169H164ZM169 170H170V169H169ZM185 170H186V169H185ZM189 170H190V169H188V171H189ZM251 170H252V168H251ZM253 170H254V168H253ZM42 171H41V172H42ZM52 171H53V170H52ZM54 171H55V170H54ZM102 171H104V170H102ZM150 171H151V170H150ZM156 171H157V170H156ZM254 171H255V170H254ZM254 171H251V172H254ZM28 172H29V171H28ZM67 172H68V170H67ZM100 172H101V171H100ZM106 172H107V171H106ZM128 172H129V171H128ZM194 172H195V171H194ZM26 173H27V172H26ZM32 173H33V172H32ZM32 173H31V176H32ZM52 173L55 174L56 172H52ZM147 173H148V172H147ZM159 173H160V172H159ZM33 174H34V173H33ZM38 174H39V173H38ZM41 174H43V173H41ZM44 174H45V173H44ZM47 174H48V173H47ZM47 174H46V175H47ZM80 174H81V173H80ZM120 174H121V173H120ZM120 174H119V175H120ZM126 174H127V173H126ZM128 174H129V173H128ZM152 174H153V173H152ZM251 174H252V173H251ZM24 175H25V173H24ZM27 175H28V174H27ZM39 175H40V174H39ZM59 175H61V174H59ZM131 175H132V174H131ZM131 175H130V177H131ZM191 175H193V174H191ZM196 175H197V172H196ZM34 176H35V175H34ZM43 176H44V175H43ZM71 176H72V175H71ZM173 176H174V175H173ZM254 176H255V175H254ZM52 177H54V176H52ZM127 177H128V176H127ZM127 177H125V178H127ZM175 177H176V176H175ZM177 177H178V176H177ZM197 177H198V176H197ZM255 177H256V176H255ZM258 177H259V176H258ZM65 178H67V177H65ZM71 178H72V177H71ZM81 178H82V176H81ZM95 178H96V176H95ZM132 178H133V175H132ZM136 178H137V176H136ZM171 178H172V177H171ZM259 178H260V177H259ZM69 179H70V178H69ZM82 179H84V177H83ZM130 179H131V178H130ZM138 179H139V177H138ZM177 179H178V178H177ZM256 179H257V178H256ZM26 180H27V179H26ZM29 180H30V178H29ZM72 180H73V179H72ZM92 180H93V179H92ZM140 180H141V179H140ZM169 180H170V179H169ZM174 180H175V179H174ZM35 181H37V180H35ZM38 181H39V180H38ZM48 181H49V180H48ZM78 181H79V180H78ZM170 181H171V180H170ZM177 181H178V180H177ZM31 182H32V181H31ZM39 182H40V181H39ZM49 182H50V181H49ZM92 182H94V180H93ZM120 182H121V181H120ZM126 182H127V181H126ZM140 182H141V181H140ZM142 182H145V180L142 181ZM149 182H150V181H149ZM257 182H259V181H257ZM27 183H28V182H27ZM45 183H46V182H45ZM73 183H75V182H73ZM85 183H86V182H85ZM94 183H95V182H94ZM179 183H180V180H179ZM46 184H47V183H46ZM89 184H90V182H89ZM125 184H126V183H125ZM176 184H177V183H176ZM176 184H175V185H176ZM71 185H72V184H71ZM73 185H74V184H73ZM152 185H153V184H152ZM27 186H28V185H27ZM43 186H45V185H43ZM80 186H83V185H80ZM86 186H87V184H86ZM96 186H97V185H96ZM150 186H151V183H150ZM170 186H171V185H170ZM177 186H178V185H177ZM30 187H31V186H30ZM47 187H48V185H47ZM68 187H69V186H68ZM70 187H72V186H70ZM164 187H165V186H164ZM171 187H172V186H171ZM173 187H174V186H173ZM42 188H43V187H42ZM87 188H88V187H87ZM94 188H95V187H94ZM113 188H114V187H113ZM126 188H127V187H126ZM178 188H179V187H178ZM200 188H201V187H200ZM262 188H263V187H262ZM179 189H180V188H179ZM43 190H44V189H43ZM69 190H70V189H69ZM73 190H74V189H73ZM125 190H126V189H125ZM152 190H153V189H152ZM158 190H159V189H158ZM198 190H199V189H198ZM203 190H204V189H203ZM88 191H89V190H88ZM101 191H102V190H101ZM45 192H46V191H45ZM163 192H164V190H163ZM199 192H201V191H198L197 193H199ZM46 193H48V192H46ZM121 193H122V192H121ZM125 193H126V192H125ZM171 193H172V192H171ZM206 193H207V192H206ZM118 194H119V193H118ZM194 194H195V192H194ZM202 194H204V193L202 192ZM208 194H209V193H208ZM69 195H70V194H69ZM87 195H88V194H87ZM142 195H143V194H142ZM195 195H196V194H195ZM200 195H201V194H200ZM200 195H199V196H200ZM210 195H211V194H210ZM47 196H48V195H47ZM263 196H264V195H263ZM49 197H50V195H49ZM84 197H85V196H84ZM111 197H112V196H111ZM120 197H122V195H121ZM125 197H126V196H125ZM125 197H124V198H125ZM182 197H183V196H182ZM193 197H194V196H193ZM257 197H258V195H257ZM70 198H71V197H70ZM89 198H91V197H89ZM116 198L118 199V197H116ZM203 198H204V197H203ZM72 199H73V198H72ZM183 199H184V197H183ZM195 199H196V198H195ZM201 199H202V198H201ZM207 199H209V198H207ZM259 199H260V198H259ZM82 200H83V199H82ZM84 200H85V199H84ZM89 200H90V199H89ZM190 200H192V198H190ZM193 200H194V199H193ZM204 200H205V198H204ZM209 200L211 201V198H210ZM253 200H254V199H253ZM44 201H45V200H44ZM70 201H72V200H70ZM70 201H68V202H70ZM73 201H74V200H73ZM73 201H72V203L74 204ZM96 201H97V200H96ZM100 201H102V200H100ZM120 201H121V200H120ZM167 201H168V200H167ZM183 201H184V200H183ZM212 201H213V200H212ZM250 201H251V200H250ZM46 202H47V201H46ZM83 202H84V201H83ZM192 202H193V201H192ZM206 202H207V201H206ZM206 202H205V203H206ZM114 203H115V202H114ZM118 203H119V202H118ZM143 203H144V202H143ZM156 203H157V202H156ZM207 203H209V202H207ZM44 204H45V203H44ZM73 204H72V205H73ZM97 204H98V203H97ZM110 204H112V202H110ZM245 204H246V203H245ZM248 204H249V203H248ZM74 205H75V204H74ZM119 205H120V204H119ZM121 205H122V204H121ZM128 205H129V203H128ZM131 205H132V204H131ZM153 205H154V204H153ZM207 205H208V204H207ZM95 206H96V205H95ZM97 206H98V205H97ZM99 206H101V205H99ZM104 206H105V205H104ZM151 206H152V205H151ZM156 206H157V205H156ZM173 206H174V205H173ZM173 206H172V207H173ZM184 206H185V205H184ZM214 206H215V205H214ZM217 206H218V205H217ZM41 207H42V206H41ZM71 207H72V206H71ZM123 207H124V206H123ZM127 207H128V206H127ZM152 207H155V206H152ZM218 207H219V206H218ZM236 207H237V206H236ZM241 207H244V206L241 205ZM66 208H67V207H66ZM124 208H125V207H124ZM124 208H123V209H124ZM47 209H48V208H47ZM97 209H98V208H97ZM97 209L95 208V210H97ZM103 209H104V208H103ZM110 209H111V208H110ZM134 209H135V208H134ZM174 209H175V208H174ZM174 209H173V210H174ZM211 209H213V208L211 207ZM211 209H210V210H211ZM214 209H215V207H214ZM236 209H240V208H236ZM44 210H45V209H44ZM93 210H94V209H93ZM113 210H115V209H113ZM116 210H117V209H116ZM171 210H172V209H171ZM206 210H207V209H206ZM210 210H209V211H210ZM234 210H235V209H234ZM91 211H92V210H91ZM97 211H98V210H97ZM136 211H137V210H136ZM213 211H215V210H213ZM232 211H233V210H232ZM43 212H44V211H43ZM43 212H42V213H43ZM129 212H130V211H129ZM139 212H140V211H139ZM156 212H157V211H156ZM158 212H159V211H158ZM114 213H117V212H114ZM118 213H119V212H118ZM118 213H117V214H118ZM205 213H208V215H209V213L211 214V212H205ZM205 213H204V214H205ZM214 213H215V212H214ZM226 213H227V212H226ZM235 213H236V212H234V213H232V214H235ZM94 214H95V213H94ZM141 214H142V212H141ZM229 214H230V213H229ZM42 215H44V213H43ZM42 215H41V216H42ZM96 215H97V214H96ZM101 215H102V214H101ZM138 215H139V214H138ZM179 215H180V214H179ZM202 215H203V214H202ZM46 216H47V215H46ZM121 216H122V215H121ZM147 216H148V215H147ZM153 216H154V215H153ZM156 216H157V215H156ZM156 216H155V217H156ZM210 216H213V214H211ZM226 216H227V215H226ZM93 217H94V216H93ZM112 217H114V215H113ZM134 217H135V216H134ZM157 217H158V216H157ZM71 218H72V217H71ZM85 218H86V217H85ZM90 218H91V217H90ZM131 218H132V217H131ZM139 218H140V217H139ZM206 218H207V217H206ZM43 219H44V218H43ZM48 219H49V218H48ZM87 219H88V218H87ZM148 219H149V218H148ZM178 219H179V218H178ZM180 219H181V218H180ZM45 220H46V219H44V221H45ZM119 220H120V219H119ZM146 220H147V219H146ZM210 220H211V219H210ZM47 221H48V220H47ZM125 221H126V220H125ZM125 221H124V224H125ZM135 221L138 222L137 220H135ZM135 221H134V222H135ZM154 221H155V220H154ZM166 221H167V220H166ZM187 221H188V220H187ZM191 221H192V220H191ZM191 221L189 220V222H191ZM194 221H196V220H194ZM75 222H76V221H75ZM97 222H98V221H97ZM120 222H121V221H120ZM147 222H149V221H147ZM155 222H156V221H155ZM192 222H193V221H192ZM196 222H197V221H196ZM87 223H88V222H87ZM113 223H115V222H113ZM113 223H112V224H113ZM145 223H146V221H145ZM149 223H151V222H149ZM47 224H48V223H47ZM72 224H73V223H72ZM72 224H71V225H72ZM75 224H77V223H75ZM133 224H136V223H133ZM168 224H169V223H168ZM192 224H193V223H192ZM196 224H198V223H196ZM196 224H195V225H196ZM208 224H210V223H208ZM84 225H85V224H84ZM87 225H89V223H88ZM121 225H122V224H121ZM126 225H127V224H126ZM146 225H148V224H146ZM172 225H174V224H172ZM116 226H117V225H116ZM116 226H115V227H116ZM149 226H150V225H149ZM149 226H148V227H149ZM175 226H176V225H175ZM209 226H210V225H209ZM215 226H216V225H215ZM71 227H72V226H71ZM119 227H120V226H119ZM125 227H126V226H125ZM150 227H151V226H150ZM150 227H149V229H150ZM154 227H155V226H154ZM160 227H161V226H160ZM162 227H163V226H162ZM173 227H174V226H172V228H173ZM182 227H183V226H182ZM197 227H198V226H197ZM197 227H196V229H197ZM116 228H117V227H116ZM121 228H122V226H121ZM141 228H142V227H141ZM164 228H165V227H164ZM187 228H188V227H187ZM190 228H191V227H190ZM209 228H210V227H209ZM239 228H240V227H239ZM92 229H93V228H92ZM155 229H157V228H155ZM192 229H194V228H192ZM196 229H195V230H196ZM214 229H217V228L215 227ZM78 230H79V229H78ZM78 230H77V231H78ZM89 230H90V229H89ZM123 230H124V229H123ZM136 230H138V229H136ZM142 230H143V229H142ZM151 230L153 231L154 229H151ZM157 230H158V229H157ZM167 230H169V229H167ZM179 230H180V229H179ZM189 230H190V229H189ZM195 230H194V231H195ZM2 231H3V230H2ZM70 231H71V230H70ZM75 231H76V230H75ZM80 231H81V230H80ZM85 231H86V230H85ZM93 231H95V230L93 229ZM93 231H92V232H93ZM103 231H104V230H103ZM162 231H163V230H162ZM197 231H198V230H197ZM105 232H106V231H105ZM118 232H119V231H118ZM141 232H142V231H141ZM164 232H165V231H164ZM173 232H174V230H173ZM173 232H172V233H173ZM178 232H180V231H177V233H178ZM181 232H186V230H185V231L183 230V231H181ZM191 232H192V231H191ZM191 232H190V233H191ZM1 233H2V232H1ZM76 233H78V232H76ZM81 233H82V232H81ZM85 233H86V232H85ZM89 233H90V232H89ZM169 233H171V232H169ZM196 233H197V232H196ZM5 234H6V233H5ZM94 234H95V233H94ZM128 234H129V233H128ZM132 234H133V233H132ZM132 234H131V235H132ZM140 234H141V233H140ZM180 234H182V233H180ZM201 234H202V233H201ZM2 235H4V234H2ZM2 235H1V236H2ZM6 235H7V234H6ZM74 235H75V234H74ZM86 235H87V234H86ZM155 235H157V232H155ZM168 235H169V234H168ZM183 235H184V234H183ZM82 236H83V235H82ZM84 236H85V235H84ZM87 236H88V235H87ZM89 236H90V235H89ZM95 236H96V234H95ZM153 236H154V235H153ZM161 236H162V235H161ZM161 236H160V237H161ZM166 236H167V235H166ZM190 236H192V234H191ZM4 237H6V236H4ZM80 237H81V236H80ZM123 237H124V236H123ZM127 237H128V236H127ZM129 237H130V235H129ZM134 237H135V236H134ZM141 237H143V236H141ZM167 237H168V236H167ZM173 237H174V236H173ZM186 237H187V235H186ZM6 238H7V237H6ZM12 238H13V237H12ZM75 238H76V237H75ZM155 238H156V237H155ZM190 238H191V237H190ZM192 238H193V237H192ZM15 239H16V238H15ZM119 239H120V238H119ZM122 239H123V238H122ZM126 239H127V238H126ZM126 239H125V240H126ZM131 239H132V238H131ZM141 239H142V238H141ZM171 239H173V238L171 237ZM194 239H195V238H194ZM7 240H8V239H7ZM9 240H10V239H9ZM12 240H13V239H12ZM75 240H76V239H75ZM117 240H118V239H117ZM142 240H143V239H142ZM142 240H141V241H142ZM144 240H146V239H145V236H144ZM152 240H153V239H152ZM158 240H159V238H158ZM165 240H168V239L165 238ZM186 240H187V239H186ZM18 241H19V240H18ZM67 241H68V240H67ZM83 241H84V237H83ZM105 241H106V240H105ZM120 241H121V240H120ZM172 241H174V239H173ZM180 241H181V238H180V240H179V243H180ZM187 241H188V240H187ZM76 242H77V241H76ZM85 242H86V240H85ZM126 242H127V241H126ZM152 242L154 243V240H153ZM168 242L171 243L170 240H169ZM77 243H78V242H77ZM117 243H118V242H117ZM122 243H124V242L122 241ZM128 243H129V242H128ZM139 243H140V241H139ZM142 243H143V241H142ZM142 243H140V244H142ZM158 243H159V242H158ZM161 243H162V241H161ZM164 243H165V242H164ZM166 243H167V242H166ZM255 243H256V242H255ZM79 244H80V243H79ZM84 244H86V243H84ZM110 244H111V242H110ZM125 244H126V243H125ZM148 244H149V243H148ZM181 244H182V242H181ZM183 244H184V243H183ZM87 245H88V244H87ZM127 245L129 246L130 244H127ZM149 245H150V244H149ZM162 245H163V243H162ZM177 245H178L179 247L181 246V245H179V244H177ZM254 245H255V244H254ZM21 246H22V243H21ZM57 246H58V245H57ZM137 246H138V245H137ZM141 246H142V245H141ZM174 246H175V245H174ZM178 246H177V247H178ZM256 246H257V245H256ZM258 246H259V248H260V245H258ZM19 247H20V246H19ZM105 247H106V246H105ZM112 247H113V246H112ZM116 247H117V246H116ZM120 247H121V246H120ZM120 247H119V248H120ZM125 247H126V246H125ZM132 247H133V246H132ZM142 247H144V246H142ZM149 247H150V246H149ZM156 247H157V246H156ZM170 247H171V246H170ZM170 247H169V248H170ZM57 248H58V247H57ZM65 248H66V247H65ZM94 248H96V246H95ZM128 248H129V247H128ZM144 248H145V247H144ZM144 248H143V249H144ZM63 249H64V248H63ZM66 249H67V248H66ZM97 249H98V247H97ZM106 249H107V248H106ZM156 249H157V248H156ZM170 249H171V248H170ZM177 249L180 250V248H177ZM24 250H26V249H24ZM59 250H60V249H59ZM57 251H58V250H57ZM61 251H62V250H61ZM144 251H145V250H144ZM176 251H178V250H176ZM65 252H66V251H65ZM84 252H85V251H84ZM93 252H94V251H93ZM95 252H96V249H95ZM98 252H99V251H98ZM103 252H104V250H103ZM120 252H121V249H120ZM152 252H154V251H152ZM158 252H159V250H158ZM160 252H162V251H160ZM169 252H170V251H169ZM172 252H173V251H172ZM179 252H180V251H179ZM60 253H61V252H60ZM72 253H74V252H72ZM173 253H174V252H173ZM23 254H24V253H23ZM159 254H160V253H159ZM170 254H171V253H170ZM177 254H178V253H177ZM177 254H176V255H177ZM49 255H51V254H49ZM105 255H106V254H105ZM135 255H136V254H135ZM171 255H172V254H171ZM59 256H60V255H59ZM82 256H83V255H82ZM91 256H92V254H91ZM95 256H96V254H95ZM101 256H102V255H101ZM117 256H118V255H116V257H117ZM130 256H131V255H130ZM147 256H149V255H147ZM157 256H158V255H157ZM157 256H156V257H157ZM177 256H179V255H177ZM25 257H27V255H26ZM32 257H34V256H32ZM83 257H84V256H83ZM93 257H94V256H93ZM103 257H104V255H103ZM106 257H107V256H106ZM112 257H113V256H112ZM168 257H170V255H169ZM34 258H35V257H34ZM90 258H91V257H90ZM108 258H109V257H108ZM119 258H120V257H119ZM119 258H117V259H119ZM151 258H152V257H151ZM151 258L149 257L150 260H151ZM160 258H161V257H160ZM160 258H159V259H160ZM83 259H84V258H83ZM96 259H97V256H96ZM136 259H137V258H136ZM136 259H135V261H136ZM143 259H144V257H143ZM149 259H147V260L149 261ZM152 259H155V258H152ZM31 260H32V259H31ZM49 260H50V259H49ZM115 260H116V259H115ZM144 260H145V259H144ZM147 260H146V261H147ZM175 260H176V259H175ZM33 261H34V260H33ZM53 261H54V259H53ZM58 261H59V260H58ZM84 261H85V260H84ZM96 261H97V260H96ZM100 261H101V260H100ZM109 261H111V260H109ZM116 261H117V260H116ZM120 261H121V260H120ZM120 261H118V262H120ZM127 261H128V260H127ZM148 261H147V262H148ZM56 262H57V261H56ZM56 262H55V264H56ZM129 262H130V261H129ZM143 262H144V261H143ZM156 262H157V261H156ZM156 262H155V263H156ZM158 262L160 263V262H161V259H160V261H158ZM158 262H157V263H158ZM60 263H61V262H60ZM82 263H83V261H82ZM110 263H111V262H110ZM112 263H113V262H112ZM123 263H124V262H123ZM164 263H165V262H164ZM166 263H167V262H166ZM173 263H174V262H173ZM52 264H53V263H52ZM118 264H120V263H118ZM135 264H138V263H135ZM141 264H142V263H141Z\"/></svg>","mask_w":264,"mask_h":264},{"label":"crops","instance_id":"4","mask_svg":"<svg viewBox=\"0 0 264 264\" xmlns=\"http://www.w3.org/2000/svg\"><path fill=\"white\" fill-rule=\"evenodd\" d=\"M147 116L150 117V114H148ZM127 125V124H126ZM130 125V124H129ZM128 126V125H127ZM116 152V151H115ZM114 153V152H113ZM121 154V152H119ZM108 157V158H107ZM128 159L130 160L131 157L129 156ZM91 161V160H90ZM87 162L85 165H84V169H86V174H85V177H84V181H83V186L80 187V195L77 196V194L74 195V198L77 200V205H76V209L78 210H81V213L82 212H93V209L94 208H98L97 210L99 211L101 209V206L99 205H102V203L106 204V209L110 212V216L112 217L114 215V217H112V222L115 221V224L117 225V227L119 228V225L121 224L120 220H119V217L122 215L123 217L125 218H130V219H135L137 220L136 218V215L133 214V216L130 214V206H126L124 205L123 203H120L118 199H110L106 194H105V191H106V188L108 186V183L110 181L111 178H114L116 177V174H115V170H118L120 169L121 170V178H122V186L126 188V184L125 183H129V179H133L132 178V175H136V176H139L141 178H144L146 180L145 177H142L140 176L136 169L132 168V164L129 162V161H125V160H122V158H120L117 162L115 160H113V163H111V161L109 160V156L108 155H105V156H99V159L96 160L95 162ZM104 163V164H103ZM110 165H108V164ZM88 164V166H87ZM103 164V165H102ZM107 164V165H106ZM124 164V165H123ZM98 165V166H97ZM112 166V167H111ZM125 166V167H124ZM101 167V168H100ZM105 169H104V168ZM123 167V168H122ZM104 170H100V169ZM112 168V169H111ZM96 169V170H95ZM99 169V170H98ZM128 169V170H127ZM101 171V172H100ZM107 171V172H106ZM129 171V172H128ZM132 172H136L137 174L135 173H132ZM127 173V174H126ZM129 173V174H128ZM132 174V175H131ZM131 175V177H130ZM171 175V174H170ZM96 176V178H95ZM128 176V177H127ZM127 177V178H125ZM172 177V175H171ZM94 182H92L93 180ZM161 179V177H160ZM127 181V182H126ZM148 181V180H147ZM86 182V183H85ZM90 182V184H89ZM150 182L148 181V184ZM87 184V186H86ZM133 184V183H132ZM171 184V183H170ZM97 185V186H96ZM92 186H96V192L93 191L92 189ZM88 187V188H87ZM167 189L169 190V193L168 194H172V188H170L171 186L168 184L166 185ZM77 188H75L73 190V193L74 191H76ZM89 190V191H88ZM102 190V191H101ZM173 190H174V187H173ZM88 194V195H87ZM85 196V197H84ZM91 197V198H89ZM83 199V200H82ZM85 199V200H84ZM90 199V200H89ZM97 200V201H96ZM102 200V201H100ZM84 201V202H83ZM110 202H112V204H110ZM115 202V203H114ZM119 202V203H118ZM98 203V204H97ZM120 204V205H119ZM122 204V205H121ZM162 204V203H161ZM166 204V203H165ZM96 205V206H95ZM98 205V206H97ZM68 207L72 208V202H70L68 205ZM72 206V207H71ZM125 208H124V207ZM111 208V209H110ZM124 208V209H123ZM115 209V210H113ZM117 209V210H116ZM83 210V211H82ZM92 210V211H91ZM97 210H94L93 213H95L93 216H91V218L89 217L88 218V221H90L91 223V228H94L95 224H94V221H98L97 219V215L98 214V211ZM114 212H119L118 214L117 213H114ZM79 213V214H81ZM135 216V217H134ZM151 216H152V211H151ZM132 217V218H131ZM98 225L99 222H98ZM131 226L133 228H137V224H133L131 222ZM97 228H99V226H97ZM117 228V229H118ZM96 233V232H95Z\"/></svg>","mask_w":264,"mask_h":264},{"label":"clouds","instance_id":"5","mask_svg":"<svg viewBox=\"0 0 264 264\" xmlns=\"http://www.w3.org/2000/svg\"><path fill=\"white\" fill-rule=\"evenodd\" d=\"M189 7V6H188ZM190 8V7H189ZM0 16H1V12H0ZM21 43V42H20ZM21 44H23V43H21ZM24 45V44H23ZM25 47H26V45H24ZM25 51V50H24ZM23 52V51H22ZM31 58H33V55L32 56H30ZM251 75V74H250ZM249 75V76H250ZM97 92H100V94L102 95L103 93L101 92V91H97ZM87 94V93H86ZM99 94V93H98ZM85 95V94H84ZM97 96V95H96ZM95 96V97H96ZM154 97H156V96H154ZM71 100V99H70ZM144 100H146V99H144ZM134 102H136V101H134ZM134 102H132V103H134ZM71 103V102H70ZM132 103H131V105H132ZM131 105H130V110H129V112L131 111ZM128 112V113H129ZM126 116H127V114H126ZM125 116V117H126ZM127 118V117H126ZM115 124H122V123H115ZM114 125V124H113ZM123 125H126V124H123ZM128 125V124H127ZM111 126V125H110ZM76 127H78V126H76ZM76 127H74V128H76ZM108 127V126H107ZM65 128V127H64ZM74 128H71L69 131L67 130V128H66V130H67V134H68V136L70 137V134L69 133H71V130H73ZM67 148H69V147H67ZM185 158H187V157H185ZM188 159V158H187ZM189 160V159H188ZM199 178V177H198ZM200 179V181H201V186L203 185V181H202V179L201 178H199ZM137 184L138 185H136V182L135 183H133V184H131V186H130V191H131V193L132 194H135L136 193V191L137 190H146L145 189V187L144 186H146V185H148V183H146V184H143V183H141V182H137ZM200 186V187H201ZM200 189V188H199ZM181 190H182V188H181ZM183 194V193H182ZM67 204V203H66ZM68 205V204H67ZM65 207H67V206H65ZM65 207H63V209L65 208ZM83 211V210H82ZM108 211V210H107ZM79 213H81V210H79ZM82 214H84L85 215V217L86 218H89V217H91V216H93L94 215V213L93 212H82L81 214H80V216L81 217H79V214H78V217H79V220L80 221H83V222H85L84 220H83V217H82ZM107 215V214H106ZM108 221L107 222H103V216H101V209L98 211V214H97V219H98V222H99V224H100V222H101V224H100V226H101V228H104L105 229V231H106V234L108 235V238L109 239H111V241L110 242H112V243H117V242H115L114 240H113V237H115V240L116 239H118V229L117 228H114V226H113V224L111 223L112 222V217L110 216V212L108 211ZM109 219H110V221H109ZM79 228H85V225L84 224H81V226L79 227ZM162 233L163 232H161V235H162ZM93 251H95L94 249H93ZM179 261L182 263V264H184V260H183V258H179Z\"/></svg>","mask_w":264,"mask_h":264},{"label":"built area","instance_id":"6","mask_svg":"<svg viewBox=\"0 0 264 264\" xmlns=\"http://www.w3.org/2000/svg\"><path fill=\"white\" fill-rule=\"evenodd\" d=\"M263 80L264 81V69L259 68L254 70L251 75L249 76V85H254L256 87H260L259 81ZM185 160H188L185 158ZM180 183H181V188H182V193L183 194H192L195 190H198L201 186V181L197 176L189 174L186 170L181 171L177 173ZM108 217L106 214L103 215V222H107ZM115 240V237H113ZM150 264H154V262H151Z\"/></svg>","mask_w":264,"mask_h":264}]
</instances>
